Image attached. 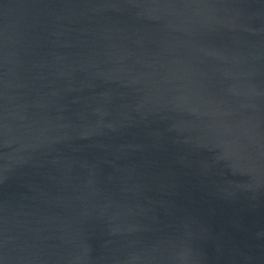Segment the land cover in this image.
<instances>
[{
    "label": "water",
    "instance_id": "95a60500",
    "mask_svg": "<svg viewBox=\"0 0 264 264\" xmlns=\"http://www.w3.org/2000/svg\"><path fill=\"white\" fill-rule=\"evenodd\" d=\"M0 264H264V0H0Z\"/></svg>",
    "mask_w": 264,
    "mask_h": 264
}]
</instances>
